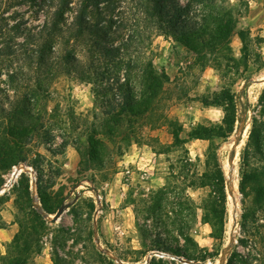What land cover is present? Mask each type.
<instances>
[{"label": "rangeland", "instance_id": "obj_1", "mask_svg": "<svg viewBox=\"0 0 264 264\" xmlns=\"http://www.w3.org/2000/svg\"><path fill=\"white\" fill-rule=\"evenodd\" d=\"M179 2L188 4L198 19H207L210 25L219 19L227 27V36L220 35V41L198 55L171 37L152 38L150 58L167 80L153 104L152 126L130 116L136 142L123 143L121 153L116 152L117 141L100 128L104 122L112 125L108 112L112 92L105 90L104 81L55 79L46 98L31 107L34 117L40 110L49 118L37 133L29 118L20 123L1 114L2 106L9 108L5 95H14L6 72L1 71L0 257L10 252L16 234L24 233V240L37 233L31 238L38 250L31 253L29 246L26 264H54V259L58 264H151L153 258L157 264L159 260L183 264L169 257L178 256L163 251L164 245L187 250L193 257L204 256V261L187 260L194 262L189 264H219L228 244L230 252L237 249L246 255L249 249L260 259L252 264H264V202L254 204L251 193L245 198L239 191L245 164L264 181V154L257 153L248 139L252 115L264 92V84L252 83L264 77V0ZM13 3L2 4L1 16L15 17L28 27L41 22L34 5ZM223 89L239 96L247 108L249 120L237 153L232 147L244 110L237 106L230 122L224 106L210 105L214 94ZM176 129H180V143L172 135ZM195 129L207 137L188 139ZM22 158L25 162L8 164L10 159ZM227 165L234 168L239 198L233 243H227ZM16 169L21 171L10 181ZM21 173L29 180L33 207L41 208L39 185L41 197L52 210L43 220L34 221L26 207L19 208L27 202L19 185ZM66 204L69 208L55 218ZM247 210L254 211L261 228L242 248L240 221ZM179 233H186L189 242Z\"/></svg>", "mask_w": 264, "mask_h": 264}, {"label": "trees", "instance_id": "obj_2", "mask_svg": "<svg viewBox=\"0 0 264 264\" xmlns=\"http://www.w3.org/2000/svg\"><path fill=\"white\" fill-rule=\"evenodd\" d=\"M10 1L0 0V12L4 3L10 6L13 2L18 5L29 4L36 7L42 20L28 27L16 21L15 17H3L0 13V73L6 72L9 91L14 93L13 98L5 95L4 100L9 108L4 109L2 106L1 114L11 120L18 118L15 122L20 123L29 118L32 131L40 133L49 118L44 117L40 110L34 117L31 107L39 105L46 98L55 79L64 76L80 83H91L94 78H98L105 82V90L112 92V100L108 102L112 125L104 122L100 128L104 135L117 141V153L123 151V143L128 144L129 140L130 143L136 142V135L131 131L133 122L130 116H137V120L142 119L145 125L151 124L154 101H158L167 80L164 73L155 70L150 58L148 47L152 38L171 37L198 55L213 47L214 41L227 36V27L219 19L210 25L207 19H198L190 11L189 5L181 4L179 0ZM17 38L21 40L15 41ZM238 97L223 89L214 94L210 105L224 106L225 119L230 116V122H233L237 106L247 112L246 105L243 107ZM19 113L22 117H19ZM140 127L143 124L138 126V130ZM172 135L175 143L181 142L180 129L174 130ZM187 137L204 139L207 136L195 129ZM248 139L249 145L254 146L257 153L264 154V92L259 98V107L252 115ZM63 145L61 143L60 147ZM21 162H25V159H10L8 164L17 165ZM245 166L247 168L241 172L239 191L245 198L251 193L252 203L262 204V175L256 169ZM19 185L27 200L19 208L26 207L32 220H43V215L33 207L28 197L29 180L23 173L19 176ZM41 194L38 185L41 210L52 214ZM240 228L243 237L238 239V243L244 248L261 228L254 218V211L251 213L247 210L241 215ZM23 234L15 235L10 252L0 257V264H26L35 248L37 252L38 247L31 238L37 233L28 234L24 240ZM179 236L185 243L190 240L186 233H179ZM21 240L23 249L20 248ZM29 246L33 247L31 253ZM253 248L255 250V245ZM52 249L57 258L56 248ZM162 250L186 260L204 261L203 255L193 257L187 250H172L168 245H164ZM249 251L243 255L233 249L227 256L226 264L260 263L259 257L252 256ZM155 260L153 258L151 264H157ZM53 262L58 264L55 259ZM158 264L175 263L159 260Z\"/></svg>", "mask_w": 264, "mask_h": 264}, {"label": "bare ground", "instance_id": "obj_3", "mask_svg": "<svg viewBox=\"0 0 264 264\" xmlns=\"http://www.w3.org/2000/svg\"><path fill=\"white\" fill-rule=\"evenodd\" d=\"M250 87V86H249ZM245 135V132L243 136ZM242 136V137H243ZM241 143V142H240ZM239 144V143H238ZM238 144H233L232 150L235 151L236 153L238 152V148L240 145ZM231 147V146H230ZM17 171H20L19 169H16V173L13 175L12 179L10 181H13L17 177ZM226 174L228 178V204H229V219H228V224H227V243L231 241L236 234V223L237 219L239 216V198L237 195V184L235 180V173H234V168L231 165L226 166ZM16 176V177H15Z\"/></svg>", "mask_w": 264, "mask_h": 264}, {"label": "water", "instance_id": "obj_4", "mask_svg": "<svg viewBox=\"0 0 264 264\" xmlns=\"http://www.w3.org/2000/svg\"><path fill=\"white\" fill-rule=\"evenodd\" d=\"M253 84H264V77L263 78H260V79H256L254 81H252ZM245 88V85H243L241 87V91ZM249 118H248V113L245 111L241 114V120H240V125H239V129H238V133H237V136H236V139H235V142L234 144H238L241 140V137L243 136L244 132H245V129L247 127V122H248ZM19 173V171H17V174ZM69 208V204H66V205H62L58 211L56 212L55 214V218H59L63 212ZM39 212L43 215V217H48L49 214H46L45 212H43L41 210V208H38ZM235 242L234 238L230 241V243H233ZM231 250V245L228 244L225 249L223 250L222 254H221V257H220V261H219V264H226V260H227V256L229 254ZM171 257L172 259H177L179 262L183 263V264H189V263H194V262H191V261H187L185 260L184 258L182 257H172V256H169Z\"/></svg>", "mask_w": 264, "mask_h": 264}]
</instances>
